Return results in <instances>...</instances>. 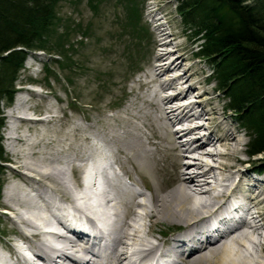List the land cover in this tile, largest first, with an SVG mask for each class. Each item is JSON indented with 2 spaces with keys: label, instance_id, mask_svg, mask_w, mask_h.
<instances>
[{
  "label": "bare ground",
  "instance_id": "1",
  "mask_svg": "<svg viewBox=\"0 0 264 264\" xmlns=\"http://www.w3.org/2000/svg\"><path fill=\"white\" fill-rule=\"evenodd\" d=\"M148 12L152 54L138 79L146 92L134 91L128 107H112L97 121L73 104L58 107L43 100L48 96L13 91L8 130L15 137L7 139L18 162L1 211L15 215L10 222L25 246L0 243V264H136L133 257L141 263L154 254L178 264H264V174L243 169L257 156L240 158L239 126L213 98L201 101L205 90L194 95L204 82L182 63L190 60L189 45L183 49L170 34L160 9ZM65 99L72 103L69 94ZM167 152L172 173L162 166ZM142 182L150 197L137 191ZM88 227L106 241L96 260H83ZM66 229L84 236L75 241Z\"/></svg>",
  "mask_w": 264,
  "mask_h": 264
},
{
  "label": "rangeland",
  "instance_id": "2",
  "mask_svg": "<svg viewBox=\"0 0 264 264\" xmlns=\"http://www.w3.org/2000/svg\"><path fill=\"white\" fill-rule=\"evenodd\" d=\"M181 3V0H56L53 6V24L45 37V43L40 49L28 52L24 68L15 82L13 91H29L48 96L43 100L48 99L58 107L66 108L68 104H73L70 109L75 107L80 114L89 115L97 121L98 115L111 114L109 111L112 107L114 109L119 106L128 107L136 98L132 93L146 92L145 88L138 87V79L149 67L155 27L151 23L152 18L148 9L151 6L156 7L160 9L159 17L165 16L168 20L170 34L177 36V42L183 49L188 45L190 47L187 54L190 60H182V63L192 64V71L196 74L195 82H204L201 91H195L197 93L194 95L205 90L204 93L209 95L201 101L213 98L217 111L239 126L244 143L241 146L240 158L250 159L248 152L252 140L251 133L243 128L241 119L230 111V99L228 93L221 90L217 75L213 72L214 63L201 53L203 37L196 36L194 22H187L185 16L181 14L179 10ZM39 58L41 60H38ZM38 88L42 90L39 91ZM66 93L70 95L72 103L65 99ZM15 101L16 98L9 106L5 103L1 105L3 115L1 117L5 118V123L3 122L0 131V143L6 162L2 164L1 174L4 182L0 192V243L11 239L14 243L18 241L19 246H25L19 231L14 229L10 222L9 217L15 215L1 211L6 207L3 204L6 187L18 162L9 146L11 139H7L8 135L15 137V134L8 130L12 121L8 113ZM85 102L92 106L80 107L79 104ZM28 111L33 115V109L30 108ZM68 113L74 114L71 110ZM80 114L77 117H80ZM121 115H123L121 112L116 114L118 117ZM114 124L116 125V122ZM67 142L66 148L70 146V142ZM166 147L168 149L170 144ZM118 154L120 157L123 156ZM167 154L169 159L162 162V166L168 167L172 173L174 157L170 156L169 152ZM256 159L254 164L249 163L252 166L248 164L243 166V169L252 167L254 170L252 174L257 172L264 174V154L257 156ZM72 175L69 171L68 178H73ZM76 177L72 179L74 186ZM77 181H80V178ZM142 185L141 190L145 191ZM146 195L150 196V193L146 192ZM146 202L148 201L145 200ZM156 229L160 231L163 228Z\"/></svg>",
  "mask_w": 264,
  "mask_h": 264
},
{
  "label": "trees",
  "instance_id": "3",
  "mask_svg": "<svg viewBox=\"0 0 264 264\" xmlns=\"http://www.w3.org/2000/svg\"><path fill=\"white\" fill-rule=\"evenodd\" d=\"M181 1V14L194 22L196 36L202 35L201 53L214 63L221 90L228 93L230 111L251 133L249 153L264 154V0ZM55 4L56 0H0V131L2 102L7 98L12 103L28 52L45 43ZM4 162L0 143V192Z\"/></svg>",
  "mask_w": 264,
  "mask_h": 264
},
{
  "label": "water",
  "instance_id": "4",
  "mask_svg": "<svg viewBox=\"0 0 264 264\" xmlns=\"http://www.w3.org/2000/svg\"><path fill=\"white\" fill-rule=\"evenodd\" d=\"M257 156H259V155H257Z\"/></svg>",
  "mask_w": 264,
  "mask_h": 264
}]
</instances>
